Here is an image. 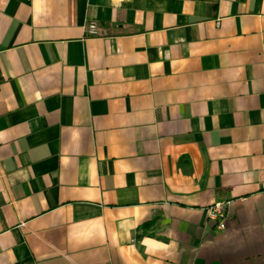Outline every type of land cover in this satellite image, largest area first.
<instances>
[{"label":"crops","instance_id":"obj_1","mask_svg":"<svg viewBox=\"0 0 264 264\" xmlns=\"http://www.w3.org/2000/svg\"><path fill=\"white\" fill-rule=\"evenodd\" d=\"M0 264H264V0H0Z\"/></svg>","mask_w":264,"mask_h":264},{"label":"built area","instance_id":"obj_2","mask_svg":"<svg viewBox=\"0 0 264 264\" xmlns=\"http://www.w3.org/2000/svg\"><path fill=\"white\" fill-rule=\"evenodd\" d=\"M83 35L91 37L93 35L92 25L86 24L83 28ZM226 203H213L204 209L206 221L212 223L216 232L222 230V221L224 218V207Z\"/></svg>","mask_w":264,"mask_h":264}]
</instances>
